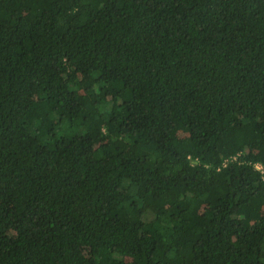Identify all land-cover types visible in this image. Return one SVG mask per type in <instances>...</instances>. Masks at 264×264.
I'll list each match as a JSON object with an SVG mask.
<instances>
[{"label": "trees", "instance_id": "16d2710c", "mask_svg": "<svg viewBox=\"0 0 264 264\" xmlns=\"http://www.w3.org/2000/svg\"><path fill=\"white\" fill-rule=\"evenodd\" d=\"M0 264H264V0H0Z\"/></svg>", "mask_w": 264, "mask_h": 264}, {"label": "rangeland", "instance_id": "374dc122", "mask_svg": "<svg viewBox=\"0 0 264 264\" xmlns=\"http://www.w3.org/2000/svg\"><path fill=\"white\" fill-rule=\"evenodd\" d=\"M27 96H28L29 98H33V97H34V92L30 91V92L27 94Z\"/></svg>", "mask_w": 264, "mask_h": 264}, {"label": "built area", "instance_id": "2783aa9c", "mask_svg": "<svg viewBox=\"0 0 264 264\" xmlns=\"http://www.w3.org/2000/svg\"><path fill=\"white\" fill-rule=\"evenodd\" d=\"M259 167V166H258Z\"/></svg>", "mask_w": 264, "mask_h": 264}]
</instances>
